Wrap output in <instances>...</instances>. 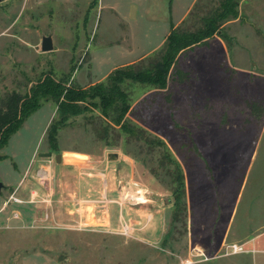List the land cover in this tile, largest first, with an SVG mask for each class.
<instances>
[{"label":"rangeland","instance_id":"obj_1","mask_svg":"<svg viewBox=\"0 0 264 264\" xmlns=\"http://www.w3.org/2000/svg\"><path fill=\"white\" fill-rule=\"evenodd\" d=\"M143 2L0 0V95L26 93L48 73L87 88L122 63L158 57L166 27L144 17ZM240 12L224 26L227 38L179 54L166 89L123 84L135 136L112 128L100 106L60 121L50 100L26 119L0 151V264H178L192 246L217 240L237 204L233 231L264 221V0H243ZM47 35L54 49L44 52ZM164 152L185 174L179 222ZM131 181L147 189L144 203L124 197ZM121 216L132 235L122 234Z\"/></svg>","mask_w":264,"mask_h":264},{"label":"trees","instance_id":"obj_2","mask_svg":"<svg viewBox=\"0 0 264 264\" xmlns=\"http://www.w3.org/2000/svg\"><path fill=\"white\" fill-rule=\"evenodd\" d=\"M240 3L241 0L198 2L188 17V22L192 25L183 26L187 19L177 26L172 23L170 33L163 44V51L158 57H144L119 67L108 76L106 83L100 82L87 88L80 87L70 81L68 76L57 79L52 73H48L33 83L26 93L14 89L0 95V151L26 119L50 100L57 103L60 121H66L70 116L89 110L91 105L100 106L105 117L110 118L114 126L112 128L120 127L124 132L133 133L125 119L131 105L123 84L130 80L150 84L159 90L166 89L179 54L195 45L207 43L214 36L227 38L224 25L239 17ZM55 132L56 126L52 125L49 138H54ZM100 133H104L101 137L108 138V129ZM156 143L164 145L162 141ZM163 156L162 165H167V174L173 178L172 190L175 196L173 219L179 222L182 220L181 214L186 213L188 208L185 174L180 164L170 159L167 152H164ZM4 158L5 155L0 152V160ZM167 240L166 237L164 244Z\"/></svg>","mask_w":264,"mask_h":264},{"label":"crops","instance_id":"obj_3","mask_svg":"<svg viewBox=\"0 0 264 264\" xmlns=\"http://www.w3.org/2000/svg\"><path fill=\"white\" fill-rule=\"evenodd\" d=\"M178 1L182 0H144L143 2L144 8L142 9V13L144 17L146 19L148 18L150 21L162 23L166 27V32L159 42L161 47L170 33L172 23L177 26L182 21L186 20L197 0H187L188 2H186V5L180 9L181 11L176 13V3ZM242 2L243 0H241V3ZM238 19L239 17L227 22L224 26H227L228 23L231 22L235 23ZM147 56L148 54L141 55L133 60L122 63L121 65L124 66L134 63ZM242 192L243 184L239 189L238 201L240 199L242 200ZM237 206L238 204L233 207L227 215L223 229L219 232L216 241L192 246L189 248V254L187 253V257L181 260V263L178 264H264V221L259 225H255L252 229L247 228L240 231H233L232 228L236 218ZM251 209L252 204L249 205V210ZM147 216L148 214L146 215V213L143 212L140 215L141 220H138L139 223L136 221L144 234L148 227L144 223ZM152 225L153 224H151L149 228L152 227ZM232 244L242 245L244 249L235 252L231 248ZM193 249L198 251L192 256Z\"/></svg>","mask_w":264,"mask_h":264},{"label":"built area","instance_id":"obj_4","mask_svg":"<svg viewBox=\"0 0 264 264\" xmlns=\"http://www.w3.org/2000/svg\"><path fill=\"white\" fill-rule=\"evenodd\" d=\"M41 175L42 174H40L39 172V176L44 178ZM122 189H123L124 197L127 198L128 201L132 205L142 204L145 202V198L147 196L146 194L148 193V191L139 182H135V181L127 182L126 184L123 185ZM10 201L14 203L26 202L24 199H21L15 196L14 194L11 195ZM33 201H34V193H33V198H31L30 202H33ZM17 216H18V212L14 213V217H17ZM120 223L122 227V231H121L122 234L128 235V236L133 234L134 232L133 224L134 223L128 222L126 219H123L122 216L120 219ZM231 248L235 252L242 251L244 249L243 246L239 244H232Z\"/></svg>","mask_w":264,"mask_h":264},{"label":"water","instance_id":"obj_5","mask_svg":"<svg viewBox=\"0 0 264 264\" xmlns=\"http://www.w3.org/2000/svg\"><path fill=\"white\" fill-rule=\"evenodd\" d=\"M41 49L42 51L44 52H47V51H51L54 49V44H53V39H52V35H47V36H44L43 39H42V45H41ZM47 156H51L50 153H47L46 154ZM58 158H61V155H57V159ZM3 184L0 182V190L2 188Z\"/></svg>","mask_w":264,"mask_h":264}]
</instances>
